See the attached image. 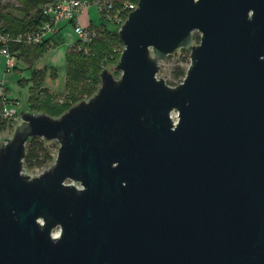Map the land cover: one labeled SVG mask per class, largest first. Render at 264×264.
Masks as SVG:
<instances>
[{
    "label": "water",
    "instance_id": "obj_1",
    "mask_svg": "<svg viewBox=\"0 0 264 264\" xmlns=\"http://www.w3.org/2000/svg\"><path fill=\"white\" fill-rule=\"evenodd\" d=\"M118 37L119 77L0 143V264H264V0H138ZM32 137L60 143L35 177Z\"/></svg>",
    "mask_w": 264,
    "mask_h": 264
},
{
    "label": "trees",
    "instance_id": "obj_2",
    "mask_svg": "<svg viewBox=\"0 0 264 264\" xmlns=\"http://www.w3.org/2000/svg\"><path fill=\"white\" fill-rule=\"evenodd\" d=\"M50 0H0V35H6L9 40L0 43L1 48H7L17 59L25 63L31 69L30 95L28 103L31 111L46 113L53 117H58L75 104L88 100L97 91L101 84V72L114 67L120 57L122 44L119 41L118 29H109L106 20L103 19L101 25H92L96 34L86 48L79 49L78 41L71 46L66 53V80L63 91L55 93L45 85L47 72L57 76V71L53 67H36L37 61L50 49L59 43L56 38L58 30L45 38L42 42L28 44L16 40L21 34H27L37 30L45 21L47 16L43 13V7ZM125 1L138 2V0H116L114 11L123 9ZM124 17L127 12H123ZM199 42L200 35L194 36ZM186 49V48H182ZM183 61L187 58L184 56ZM47 67V68H46ZM114 76H118V71L112 70ZM187 72V68L182 64H177L174 68V78L178 85L182 82ZM2 105H0V131L12 124L1 117ZM53 160L47 140L42 137H32L26 146V156L24 168L47 167Z\"/></svg>",
    "mask_w": 264,
    "mask_h": 264
},
{
    "label": "rangeland",
    "instance_id": "obj_3",
    "mask_svg": "<svg viewBox=\"0 0 264 264\" xmlns=\"http://www.w3.org/2000/svg\"><path fill=\"white\" fill-rule=\"evenodd\" d=\"M85 1L88 2V8H90L91 10V16L93 18L96 17L99 19L100 13H99L98 6H97L98 0H92V1L85 0ZM107 25L109 27L119 29V27L115 25L113 22H107ZM73 26L71 24H68V26L65 28V31H63L64 41L61 43V46L58 49H56L55 55L52 56L49 54L46 57H43L42 59L40 58L38 61V62H43L42 64H47L49 67L52 66L56 69L58 73V77L51 74L52 70H49L47 72L45 83H44L45 85L49 86L55 93L62 92L64 88V83L66 80V53L70 45L69 43L70 42L74 43L78 39ZM197 33L198 32H194V36ZM197 43L198 42H196L193 37V44H197ZM63 49H64V52L62 54L61 51ZM121 49L123 50V45H122V48L121 47L118 48V50H121ZM122 50H121V53H122ZM59 51L61 52V55H59ZM184 56L187 58L186 61H183L182 59ZM118 60L114 66L117 65ZM190 63H191V51L188 48L186 49L178 48L174 53L168 55L164 60L160 61V69H159V73L157 74V76L158 78L162 77L168 85L174 87L176 86L174 84L177 82V80L174 78L175 66L177 64H182L184 67L188 68ZM5 64H6V57L5 55L0 53V73L2 72L0 79H2L5 84V94H6L5 96H6V100L9 102L7 106L11 107L12 109L17 110L19 116L22 112H33L31 111L29 103H28V98L30 95V83L29 82L31 80L30 79L31 69L27 68L25 63H23V61H21L20 59H17L16 66L10 71H6ZM113 68L111 70L109 68H106V69H109L110 71H112ZM118 73L119 75L117 77L120 76L119 71ZM25 79L28 80L29 82L26 81ZM1 100L2 98H0V101ZM176 114H177L176 111L172 113V116L174 117V119H176ZM1 117L5 119L4 116H2V114H1ZM20 122L21 121H19L16 125L6 126L5 129L0 131V143L7 142L10 138H12L15 128ZM47 145L49 146V149L51 153L53 154V160L48 165L50 166L56 160L58 150L60 147V143L57 140H47ZM45 168L46 167L33 168V169L24 168V172L30 175L31 177H35L41 174ZM77 186H79V184H77Z\"/></svg>",
    "mask_w": 264,
    "mask_h": 264
},
{
    "label": "built area",
    "instance_id": "obj_4",
    "mask_svg": "<svg viewBox=\"0 0 264 264\" xmlns=\"http://www.w3.org/2000/svg\"><path fill=\"white\" fill-rule=\"evenodd\" d=\"M116 0H98L97 6L101 12L102 18L108 22H113L120 27L126 17L123 12H127V15L133 9H136L137 2L125 1L124 7L121 10L114 11V3ZM88 8V2L85 0H50L44 7L43 13L47 16L48 20L45 21L37 30L21 34L16 40L26 42L28 44H35L42 42L45 38L54 34L58 30V25L61 21L69 20L74 23L78 36L79 49L86 48L87 45L95 37L96 30L91 25H82L79 22V15ZM9 40L6 35H0V43H5ZM0 53L6 57V71H10L16 66L17 57L10 53L7 48H1ZM5 84L0 79V105H2L1 114L12 125H16L21 121V116L18 115L17 110L7 106L9 103L5 96Z\"/></svg>",
    "mask_w": 264,
    "mask_h": 264
},
{
    "label": "crops",
    "instance_id": "obj_5",
    "mask_svg": "<svg viewBox=\"0 0 264 264\" xmlns=\"http://www.w3.org/2000/svg\"><path fill=\"white\" fill-rule=\"evenodd\" d=\"M92 1V0H91ZM99 10V9H98ZM99 13H100V17L99 19L96 18V17H92L91 16V10L90 8H87L85 11H83L80 15H79V22L82 24V25H101L104 21H103V18H102V15H101V12L99 10ZM68 24H71L72 26L74 25L73 22L69 21V20H64V21H61L58 25V33H57V36L56 38L58 39L59 43L56 45V47L50 49L49 51H47L42 57H46L47 55H55V51L56 49H58L60 46H61V43L64 41L63 39V31H65V28L68 26ZM74 27V30H75V33L77 35V32H76V29H75V25L73 26ZM109 27V26H108ZM109 29H114L113 27H109ZM78 38V36H77ZM78 39L76 40V42L72 43L70 42L69 44V47L67 49V51L70 49L71 46L75 45L77 43ZM62 54L64 52V49L61 51ZM61 52L59 51V55H61ZM58 53V52H57ZM39 61V60H38ZM36 63V67L38 66L39 68L43 67V66H47V64H42L43 62H38ZM52 67V66H51ZM54 68V67H53ZM1 74L2 72L0 73V78H1ZM57 77H58V73H57Z\"/></svg>",
    "mask_w": 264,
    "mask_h": 264
}]
</instances>
